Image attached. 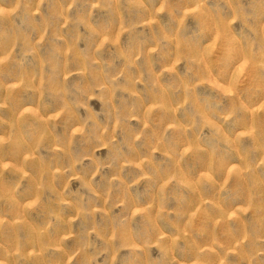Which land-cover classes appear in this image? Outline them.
<instances>
[{"label":"rangeland","instance_id":"rangeland-1","mask_svg":"<svg viewBox=\"0 0 264 264\" xmlns=\"http://www.w3.org/2000/svg\"><path fill=\"white\" fill-rule=\"evenodd\" d=\"M0 264H264V0H0Z\"/></svg>","mask_w":264,"mask_h":264}]
</instances>
